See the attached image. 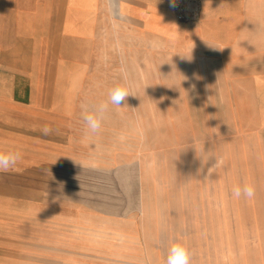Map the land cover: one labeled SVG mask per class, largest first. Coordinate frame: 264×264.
I'll list each match as a JSON object with an SVG mask.
<instances>
[{"label": "crops", "instance_id": "crops-1", "mask_svg": "<svg viewBox=\"0 0 264 264\" xmlns=\"http://www.w3.org/2000/svg\"><path fill=\"white\" fill-rule=\"evenodd\" d=\"M199 6L198 19L184 22L171 0H0V151L22 155L0 172V215L35 229L38 259H76L125 236L150 242L139 223L141 163L122 144L136 138L141 101L173 97L157 90L141 44L191 61L196 83H213L210 68L264 67L233 63L264 59V0ZM117 83L132 94L121 107L109 102ZM101 102V130L85 139L82 110Z\"/></svg>", "mask_w": 264, "mask_h": 264}, {"label": "rangeland", "instance_id": "rangeland-1", "mask_svg": "<svg viewBox=\"0 0 264 264\" xmlns=\"http://www.w3.org/2000/svg\"><path fill=\"white\" fill-rule=\"evenodd\" d=\"M149 48L141 44L142 65L154 61L157 90L173 99L141 101L140 116L130 122L136 138L124 135L122 153L141 163L139 223L141 240L150 242L125 236L117 238L123 243L102 244L108 252L94 245L76 259H38L35 229L2 214L0 264H166L177 241L187 243L192 264H264V67L210 68L213 83L202 84L191 61L187 66L180 54L171 59ZM215 159L224 164L209 173ZM246 182L255 197L232 198V187Z\"/></svg>", "mask_w": 264, "mask_h": 264}, {"label": "clouds", "instance_id": "clouds-1", "mask_svg": "<svg viewBox=\"0 0 264 264\" xmlns=\"http://www.w3.org/2000/svg\"><path fill=\"white\" fill-rule=\"evenodd\" d=\"M171 6H176V0H171ZM132 95L126 83H117L109 91V102L112 105L121 107L122 102H126V98ZM108 110V103L101 102L93 105L91 108L85 106L82 110V119L85 125V139H91L92 136L98 134L102 127L104 114ZM44 133L47 134L50 129L45 127ZM22 155L19 151L8 150L0 151V172H8L15 170L16 165L21 161ZM224 161L215 159V164L208 171L221 168ZM232 198L236 200H251L256 195L255 186L251 183L237 184L232 187ZM166 264H192V254L186 242L177 241L170 245L168 249Z\"/></svg>", "mask_w": 264, "mask_h": 264}, {"label": "built area", "instance_id": "built-area-1", "mask_svg": "<svg viewBox=\"0 0 264 264\" xmlns=\"http://www.w3.org/2000/svg\"><path fill=\"white\" fill-rule=\"evenodd\" d=\"M171 9L177 20L195 22L199 16V0H176V6Z\"/></svg>", "mask_w": 264, "mask_h": 264}, {"label": "bare ground", "instance_id": "bare-ground-1", "mask_svg": "<svg viewBox=\"0 0 264 264\" xmlns=\"http://www.w3.org/2000/svg\"><path fill=\"white\" fill-rule=\"evenodd\" d=\"M174 15V14H173ZM175 17V16H174ZM176 18V17H175ZM254 151V150H253Z\"/></svg>", "mask_w": 264, "mask_h": 264}]
</instances>
